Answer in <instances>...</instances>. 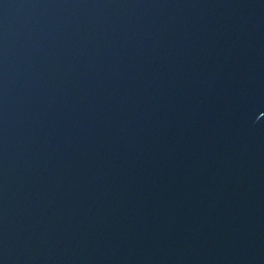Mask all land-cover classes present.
<instances>
[{"label": "water", "instance_id": "water-1", "mask_svg": "<svg viewBox=\"0 0 264 264\" xmlns=\"http://www.w3.org/2000/svg\"><path fill=\"white\" fill-rule=\"evenodd\" d=\"M0 264H264V0H0Z\"/></svg>", "mask_w": 264, "mask_h": 264}]
</instances>
